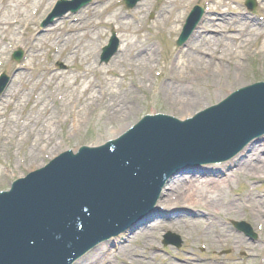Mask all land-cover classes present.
I'll use <instances>...</instances> for the list:
<instances>
[{
  "label": "rangeland",
  "instance_id": "obj_1",
  "mask_svg": "<svg viewBox=\"0 0 264 264\" xmlns=\"http://www.w3.org/2000/svg\"><path fill=\"white\" fill-rule=\"evenodd\" d=\"M41 1L0 0V21L9 22L13 18L20 21L18 26H11L15 32L3 34L0 31V75L7 74L11 78L5 92L0 94V192L8 190L17 178L43 167L66 150L77 151L84 145L98 146L118 137L122 129H129L145 115L192 117L237 89L264 81V19L258 20V15L264 16V0H257L258 7L253 13L246 9V0H141L134 10H127L122 0H93L77 15H67L57 21V30L38 42L37 39L47 34L42 33L44 30L40 25L55 6L54 1L44 0L40 17L27 28L30 11ZM196 5L206 8V18L198 23L185 48H179L176 41ZM223 18L225 22L216 20ZM251 20L255 21L253 25ZM113 30L124 41L120 44L121 49L128 42L142 45L126 53L124 64H113L114 58L108 64L101 63V56H97V62L89 70L85 54L89 49L95 53L101 51L100 46H107ZM195 35H201V38ZM70 38H76L78 42H70ZM202 38L205 41H201ZM192 40L195 41L190 43ZM73 45L78 48L72 50ZM143 45L149 46V49H143L144 55L153 48L156 56L155 62H149L147 70L137 67V50ZM18 50L24 55L15 61L12 56ZM33 51L35 55L30 61ZM186 52L204 58L203 63L185 56ZM82 55L83 59L80 58ZM86 57L90 59L91 56ZM210 57L216 60L211 59L213 63L209 65L206 61H210ZM219 63L225 76L214 79L209 72H215ZM206 66L212 67L199 75L198 68ZM179 72L185 77L184 82L171 81V75ZM19 74L22 75L21 84ZM53 76L55 78L50 80ZM11 88L16 96L8 104L5 99H9L7 95ZM177 88L182 96L199 99L201 105L189 112L181 110L176 104L182 100L180 93H173ZM70 92L76 94V101L77 95L80 100L76 102L75 111L81 125L74 130L72 120L77 113H73V108H67L70 113L66 117L61 106ZM53 93L54 99H48ZM61 96L62 100L59 99ZM45 103L47 117L41 113ZM113 103L116 105L109 107ZM32 119L36 124H29ZM37 143L40 147L34 150ZM250 176H229L232 183L221 197L224 202L219 200L214 206L207 202L208 209L201 206L188 211L199 212L204 215V220H215L227 234L217 236L215 229H211L209 235L201 237L200 230L196 232L178 222L157 224L149 232L138 234L131 245L119 253L117 250L112 253L110 247L104 248L100 264H264V217L252 214L242 202L247 201L248 196L252 200L251 194L264 200V181ZM170 188L172 191L168 189L165 193L172 192L168 197L175 199L178 191L173 190L177 187ZM229 200L239 207H227ZM159 206L166 207L162 202ZM174 209L175 206L170 211ZM233 222L247 223L258 237L243 240L244 234L235 229ZM167 232L180 236L182 245L179 249L162 246L163 235ZM241 239L242 246L238 243ZM100 252L88 255L86 259L91 257L90 261L83 264H96ZM211 259L215 261L210 262Z\"/></svg>",
  "mask_w": 264,
  "mask_h": 264
},
{
  "label": "water",
  "instance_id": "obj_2",
  "mask_svg": "<svg viewBox=\"0 0 264 264\" xmlns=\"http://www.w3.org/2000/svg\"><path fill=\"white\" fill-rule=\"evenodd\" d=\"M262 128L264 83H259L192 119L182 122L164 115L148 116L100 148L61 155L17 181L10 192L0 194V264H72L143 217L154 206L172 168L186 161L232 155L246 142L243 136ZM259 140L228 163L179 170L181 174L172 177L165 189L187 178L223 182L242 171L264 147V137ZM163 193L160 203L166 202ZM158 216L148 227L111 240L88 255L101 247L119 253L157 224L186 219L206 223L199 212L168 211Z\"/></svg>",
  "mask_w": 264,
  "mask_h": 264
},
{
  "label": "bare ground",
  "instance_id": "obj_3",
  "mask_svg": "<svg viewBox=\"0 0 264 264\" xmlns=\"http://www.w3.org/2000/svg\"><path fill=\"white\" fill-rule=\"evenodd\" d=\"M35 4L37 6H39L40 8L43 6V4H41L40 2L39 3L36 2ZM20 5L21 4H18L17 6L20 7ZM205 18L206 17H204V19ZM14 20H16V19L13 18V21ZM216 20H218L217 22H220L221 20L223 22L226 21V20H224V18L223 19H216ZM17 23H18L17 21L11 23V21L5 22L4 20H2V21H0V27H1L0 31L3 34L5 32H7V31H14L15 32V30L10 28L9 26L10 25H15ZM250 23L253 25L255 23V21L251 20ZM257 26L258 25H255V27H257ZM259 27H261V26L259 25ZM57 28L58 27L55 26V27L51 28L50 31L47 30V34L43 35L41 38L37 39V41L41 42V41L45 40L50 34L54 33L57 30ZM70 30L73 31L72 28H70ZM207 32H209V31L207 30ZM198 37L201 38V35L196 36V38H198ZM210 39L211 38H209V40ZM211 40H215V39H211ZM69 41L70 42L71 41L78 42L76 38H70ZM194 41L195 40H192L190 43H192ZM201 41H205V39L202 38ZM87 42H92V40L91 41H87ZM140 45H142V43H139V42H136L133 45H130L129 42H128L127 45L125 44L124 49H122L119 54H117V55L112 57V58H114L113 59V64H118L119 65V64L126 63V61H127V60H125L126 55H127L126 53L129 52V50H132L134 48L139 47ZM189 45L191 46V44H189ZM73 46L74 47H72L73 48L72 50L78 48L75 45H73ZM62 48H63V45H62ZM86 48H88V46H86ZM128 48H130V49H128ZM143 49H149V46L143 45L142 48H139V50H137L138 54L136 55V57H137L138 62H139L137 64V67L147 70L149 62H151V63L155 62L156 56H155V52H154L153 48H150L149 54H146V55H144L145 51H143ZM0 50H2L1 46H0ZM91 51L92 50L89 49V53L85 54V58L82 55V59L84 58L85 64H87V68L89 70L92 68V66L94 67L95 63L97 62L96 57L99 56V54H100L98 52L92 53ZM196 51H198V50L196 49ZM199 52H200V54L203 53L202 51H199ZM34 55H35V51H33L31 53L30 61L32 60V56H34ZM149 55H151V56H149ZM86 56H89V57L91 56V57H90V59H88V57H86ZM185 56H189V57H191L193 59H197L201 63H203V59L204 58H202V57L199 58V57L194 56V55H192V54H190L188 52L185 53ZM211 59H213V61L216 60V58L210 57V61H206V63L209 64V65L212 64L213 62L211 61ZM88 60H90L91 63H88ZM118 60H120L121 62L118 63ZM151 60H153V61H151ZM222 61L225 62L224 59ZM182 65H184V64H182ZM182 65H180V66H182ZM28 66H30V64H28ZM211 67L212 66H210V67L206 66L205 68H198L199 75L203 74L202 72L205 69H209ZM26 68H28V67L26 66ZM216 69L217 70L215 72H211V71L209 72V75L212 78L216 79V78H221V77L225 76L222 64L219 63V67H216ZM21 77H22V75L19 74V76H18L19 84H21V82H22L21 81ZM54 78H55V76H53V78H50V80H53ZM170 80L174 81V82L175 81L184 82L185 77L179 72L177 74H172L171 77H170ZM179 88H181V87H179ZM179 88L175 89V91L173 93H175V92H179L180 93V91H179L180 89ZM10 90H12V88ZM184 92H186L185 89H184ZM77 94H78V92H77ZM75 95H76L75 93L70 92L69 95H66L67 97H65L64 103L61 104L63 112L66 115V117L70 113V112H67V108H73L74 109L73 113L74 114L77 113L75 111V109H77L76 102L80 101V100H79V97L77 95L76 96L77 97V101H76V99L74 98ZM15 96L16 95H15L14 91L12 90L11 93H9V95H7V97L9 99H5L6 100L5 103L10 104V102L12 101V98H14ZM55 96H56L55 93H53V94L49 95L47 98L48 99H52V98L54 99ZM179 96H180V98H182V100L180 99L178 101V103H176V104L181 108V110H184L185 112H189L193 108H196V107L201 105L200 101H198L199 99H197V98H195L193 96H182L181 93H180ZM61 99H63V96H61ZM93 99H95V97H93ZM103 101H102V103H103ZM3 102H4V100H3ZM46 104L47 103H45L43 105V110L41 111V113L45 114V116L47 117L48 107H47ZM114 105H116V103H113V105H110L109 107H113ZM51 115H53V114H51ZM113 115H114V113H113ZM50 120L52 121V116H51ZM27 121H29V120H27ZM31 123H35L36 124L34 119L30 120L29 124H31ZM80 125H81V120L78 117V113H77L75 119L72 120V129L74 130L77 127H79ZM124 130L122 129L121 132H123ZM38 147H40V143H37L33 149L36 150ZM263 153H264V147L258 149L256 154L253 155V158H250V161L243 166L242 171H236V173L232 174V176L235 175V178H236V176L238 177V176H246V175L249 176V175H252L251 177L253 179L264 180V157H263ZM231 183L232 182L230 181L229 177L226 180H224L223 182H220L219 179H213V178H210L209 181H205L204 178H198V181H193V178H187L186 180H182V183H178L177 186H176L177 188L173 190V191H175V190L178 191L175 194L176 198L175 199H171V197H168L169 195H171L172 192H170V194H166L164 192L163 193V198L165 199L166 202H162V203H163V205L166 206V209H168L167 211H170L171 207L175 206L174 212L177 211V210L182 211V210H186V209L187 210H196L197 207H201V206L204 207V208H207V207H209L207 202H209V203L211 202L212 205L214 206V205L218 204L217 201L221 200V197L224 194V190L227 189V186H229ZM225 185H226V187H225ZM169 189L171 190V188H169ZM251 196L253 197L252 200H251V197H249V196L247 197V201H248V198H250L249 202H247L246 200L242 201L244 203V205H245L244 208L250 210V212L252 214L253 213L260 214L261 217H264V200L262 198H260L261 200H259L258 197H255L253 195H251ZM222 202H224V201H222ZM246 202H247V204H245ZM227 207H233V209H236L239 206L236 204L235 201L229 200ZM183 212H185V211H183ZM201 216H204V215H201ZM202 218H204V217H202ZM205 222L206 223H203V221H201L200 223H196V222H194V220L188 219V221H185L183 223L182 222H178V225L181 224V225L193 228V230L196 231V232H197V230H200V232L198 231V234H201V237L207 236V234L211 231V229H215L216 230V235L217 236H222L223 233H224V235L227 234L221 228L220 224L215 223V220L208 218V219L205 220ZM143 234H144V232H143ZM236 242H238V240H236ZM238 243L242 246L243 240L241 239L240 242H238ZM104 248L106 249V247H101L100 248L99 252L100 251L101 252H100V256H98L96 261H95L96 264H100L102 262L101 258L104 255V252H103V251H105ZM99 252H96L95 255H98ZM90 259H91V257H89L88 259H86L85 261H83V262H81L79 264H83L84 262H89Z\"/></svg>",
  "mask_w": 264,
  "mask_h": 264
}]
</instances>
